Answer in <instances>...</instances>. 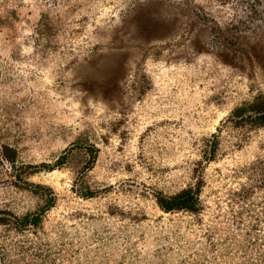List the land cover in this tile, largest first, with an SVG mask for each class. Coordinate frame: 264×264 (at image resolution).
Instances as JSON below:
<instances>
[{"label": "rangeland", "instance_id": "rangeland-1", "mask_svg": "<svg viewBox=\"0 0 264 264\" xmlns=\"http://www.w3.org/2000/svg\"><path fill=\"white\" fill-rule=\"evenodd\" d=\"M260 94L264 0H0V264H264Z\"/></svg>", "mask_w": 264, "mask_h": 264}, {"label": "trees", "instance_id": "trees-1", "mask_svg": "<svg viewBox=\"0 0 264 264\" xmlns=\"http://www.w3.org/2000/svg\"><path fill=\"white\" fill-rule=\"evenodd\" d=\"M239 122L264 128V94L258 95L255 100L236 109ZM158 203L164 211L189 210L195 211L200 204V197L192 187L182 189L174 195L158 196ZM5 218L0 216V221Z\"/></svg>", "mask_w": 264, "mask_h": 264}]
</instances>
